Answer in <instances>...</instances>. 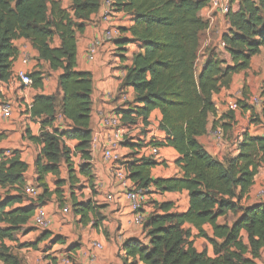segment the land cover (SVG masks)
<instances>
[{
    "label": "trees",
    "instance_id": "obj_1",
    "mask_svg": "<svg viewBox=\"0 0 264 264\" xmlns=\"http://www.w3.org/2000/svg\"><path fill=\"white\" fill-rule=\"evenodd\" d=\"M69 1L68 12L50 0H0V84L11 80L12 63L18 56L13 43L20 39L30 43L38 60L45 62L51 71H62L58 77L60 106L55 96L37 95L32 103L30 117L41 120V132L30 140L42 149L34 163L35 183L40 193L30 200L28 207L13 208L25 198L27 165L19 160L16 151H12L8 160H4L0 151V188L14 192L0 197L1 264H21L9 254L3 241L14 240L35 209L47 205L52 195L59 207L68 203L83 225L97 228L102 219L100 207L91 202L78 203L73 193L80 184L78 177L92 189V82L89 73L75 71L76 37L98 11L99 0ZM234 2H238V10L225 16L228 30L221 37L231 65L225 66L217 54L210 52L197 71L200 35L208 28L199 14L208 6V0H127L126 3L114 0L115 10L132 17L133 25L128 32L132 42L140 43L142 49V53L134 55L122 85L133 89L134 102L141 107L121 111V122L131 123L135 116L146 126L151 112L158 110L161 114L158 130L164 134V140L153 145L172 148L179 156L175 164L182 172L181 178L153 180L150 172L158 163L151 158H139L125 162L128 179L138 189L152 187L159 194H188L185 213H172L171 203H162L158 205L162 214L145 219L142 227L146 244L125 241L124 264H255L254 260L264 249V204L244 208L239 205L264 166V136L243 134L237 156L225 163L215 161L197 142L206 133L208 117L215 113L213 94L227 88L233 75L248 70L251 58L264 49V0H229L230 5ZM54 37L60 41L58 48L51 46ZM28 76L32 87L42 86L41 73L32 72ZM260 97V119L251 116V124L264 125V80ZM58 116L70 123V129L59 131L53 127ZM66 140L77 142L74 154L79 153L82 159L77 172L72 168L73 153L65 145ZM62 161L67 167L66 181L58 179ZM48 175L57 178V189L52 192L45 181ZM63 186H68L70 192L67 199ZM229 213L235 216L231 226L216 224L217 218ZM185 224L194 227L198 237L212 246L213 258L205 252H196L189 241L190 231L183 229ZM206 224L212 228V239L202 230ZM241 232L246 233V245ZM44 235L48 237L49 233Z\"/></svg>",
    "mask_w": 264,
    "mask_h": 264
},
{
    "label": "crops",
    "instance_id": "obj_2",
    "mask_svg": "<svg viewBox=\"0 0 264 264\" xmlns=\"http://www.w3.org/2000/svg\"><path fill=\"white\" fill-rule=\"evenodd\" d=\"M59 3L61 9L69 12L71 3L69 0H50ZM126 3L127 0H121ZM105 0H99L98 11L90 17L89 22L85 24L84 31L76 37V65L75 71L87 72L91 75V115L90 129L91 138L96 136V142L99 145L105 140L104 130L99 126V116L101 113L112 111L135 110L141 105L134 102L135 93L131 87H123L121 74L127 71L133 63V57L137 53H142L141 44L132 42L131 35L128 32L133 25L131 16L122 10L113 9L111 18L108 22L103 21L102 8ZM234 12L238 10V2L232 5ZM199 16L208 23V28L203 32L205 42L203 46L206 51L209 47L216 49L224 54V65H231L228 54H225L219 47L221 37L228 30V24L225 17L211 12L204 8ZM107 29H118L120 35L112 42L104 41V33ZM95 41H99L95 55H87L88 47ZM13 45L17 48L18 57L24 48L30 55L31 60L26 66H22L20 59L13 63L15 69H23L28 73H41L42 86L40 88L23 87L18 83L9 80L5 83L2 90L1 100L12 106V117L2 119L0 117V151H16L21 162L27 165V171L24 174L25 187L33 188L40 193L35 183L36 174L34 163L41 152L42 146L30 140L37 138L41 132L40 119L31 118L29 114L24 113L20 106L25 103H33L37 95L55 96L57 106L62 102V94L58 85V77L62 74L61 70L51 71L48 65L38 60L37 52L26 40L20 39L14 41ZM52 48H58L60 41L58 37L52 40ZM201 54L199 69L209 56V52ZM264 80V49L251 58L249 69L245 72L233 75L227 88H221L213 94L212 102L215 113L208 117L206 133L197 138V142L203 147L208 155L219 163L233 159L238 154V146L242 140L243 134L247 133L252 137L264 136V125L251 124V116L256 115L260 119V109L251 105L253 98L260 97V88ZM125 92L128 94L127 102H122L117 94ZM108 94L113 95V99L108 98ZM238 102L235 111L230 110L233 102ZM133 122H121L120 131L126 133V137L133 138L130 143L122 145L119 153L123 162H132L141 158V148L131 147L133 144L142 145V140L148 143L152 138L163 141L164 134L158 130L161 120V114L158 110L151 112L145 126L140 118H134ZM55 129L64 131L70 129L71 125L64 119H56L53 124ZM51 131L50 129H47ZM221 131V138L216 139L213 133ZM65 145L72 151L71 163L75 172L82 163L81 155L74 154L76 141H65ZM135 146V145H134ZM136 153V155H135ZM159 159H154L158 165L151 169L150 177L155 179L181 178L182 172L176 166L178 154L168 147L159 149ZM90 164L93 175L92 189L88 183H84L82 177H78L80 184L73 189L74 196L78 203L91 202L100 207L99 214L102 217L98 227H92L91 224L83 225L80 219L72 213L64 214L62 208L58 206L55 195L51 196L50 201L41 210L49 223L46 231L38 230L34 225L33 217L26 226L14 236V240L3 241V245L8 249L9 254L17 257L21 264H57L58 261L67 254L75 258L74 264H124L126 252L124 243L127 240H135L146 244L143 227H137L131 223L133 214L129 210V204L125 196L111 175V164L102 160L98 149L90 148ZM59 180H67V167L62 161L60 163ZM49 191L57 189L55 182L57 178L48 175L45 178ZM64 197H70L68 186L61 188ZM264 191V166L254 178V183L249 192L242 198L241 207H250L252 205L264 204V196H259V192ZM78 192L82 197H78ZM14 195L0 188V197ZM25 198L20 204H15L13 208L28 207L30 203L29 196L24 194ZM172 203V209L178 214L185 213L188 208V194L182 193H164L159 194L154 188L146 190L145 201L142 204V215L147 219L151 212L159 214L156 208L160 203ZM38 212L35 209L34 214ZM235 221V216L227 214L219 217L216 224L231 226ZM2 227V225H0ZM183 229L190 231L189 241L198 253L205 252L210 258L213 257V248L206 239L198 237V231L191 225L185 224ZM203 232L209 238H213L212 228L206 224L202 227ZM44 233H49L45 237ZM243 243L247 244L245 232H241ZM92 243H99L101 250L92 248ZM95 254V261L88 262L87 255ZM247 258H250L248 255ZM128 263L131 259H127ZM255 264H264V249L259 252V256L254 260ZM1 264V263H0ZM140 264V263H139Z\"/></svg>",
    "mask_w": 264,
    "mask_h": 264
},
{
    "label": "built area",
    "instance_id": "obj_3",
    "mask_svg": "<svg viewBox=\"0 0 264 264\" xmlns=\"http://www.w3.org/2000/svg\"><path fill=\"white\" fill-rule=\"evenodd\" d=\"M113 4L114 0H105L102 8V16L103 21L108 22L111 18V14L113 13ZM211 12L218 14L220 16L225 17L229 12H234L232 6L229 4V0H208V6L206 7ZM120 35V31L118 29H107L104 33V41L107 43L112 42ZM99 41L93 42L87 49V55L89 57L95 55L96 49ZM220 49L224 50V44L222 41L219 42ZM21 56H17L20 59V63L22 66H26L31 57L29 53L23 48L20 52ZM16 58V60H17ZM15 60V61H16ZM14 61V62H15ZM13 62V63H14ZM12 63L11 67V80L15 83H18L23 87H32V81L28 76V72L23 69H15ZM127 71H124L121 74V78L124 80L126 77ZM5 83L0 84V90L2 95L3 87ZM109 99H113L112 94L107 95ZM122 102H127L128 94L125 92L117 94ZM251 105L255 108H261L262 99L261 97L253 98L251 101ZM238 106V102H233L230 106L231 111H235ZM32 103H25L20 106L24 113L29 114L31 111ZM0 117L2 119H10L12 117V106L2 101L0 98ZM58 119L61 117L58 116ZM122 114L120 110L101 113L99 116V126L104 130L105 140L99 145L96 142V136H92L90 148L98 149L100 151L102 160L105 163L111 164V175L114 180L122 190L126 201L129 204V210L133 214L131 223L137 227H142L145 221V217L142 215L141 209L142 204L145 201L146 190L138 189L136 185L132 184L128 179V170L125 165V162L122 161V156L119 153V149L122 145L130 143L133 139L131 137H126V133L120 131L119 127L121 124ZM213 137L216 139L221 138V131H216L213 133ZM143 144L140 145L141 148V158H151V159H159L160 153L158 147L153 145L154 142H159L155 138L151 139L148 143H145L144 140L141 141ZM12 156L11 150H3L2 157L4 160H8ZM23 193L29 196L30 200H35L38 196V193L35 189L26 187L23 190ZM259 196H264V191L259 192ZM64 214L69 213L68 207H64L62 209ZM33 222L35 227L38 230L46 231L49 227V223L46 220L41 208H38V212L34 214ZM92 248L96 250H101V245L99 243H92ZM95 254H88L87 260L88 262L95 261ZM75 258L71 254H67L62 257L57 264H74Z\"/></svg>",
    "mask_w": 264,
    "mask_h": 264
},
{
    "label": "rangeland",
    "instance_id": "obj_4",
    "mask_svg": "<svg viewBox=\"0 0 264 264\" xmlns=\"http://www.w3.org/2000/svg\"><path fill=\"white\" fill-rule=\"evenodd\" d=\"M205 35L202 33L201 35H200V51H199V55H198V60H197V63H196V70L198 71L199 70V65H200V62H201V54L203 53V52H205L206 51V48L203 46V44H204V42H205ZM209 52V54H210V52H214L215 54H217L218 55V57H219V59L221 60V61H223L224 60V54H222V53H220V52H218L216 49H214V48H211V47H209L208 49H207V51H206V53H208ZM225 54H227V53H225ZM229 56V55H228ZM224 62V61H223ZM182 193V192H181ZM78 197H82V194H80V192H78ZM66 203V202H65ZM163 203H166V202H163ZM160 204H162V203H160ZM60 205V204H59ZM158 205L159 204H157L156 205V208H153L154 210H157L158 212H159V214H162V212H161V210H159L158 209ZM171 205H172V203H171ZM61 207H65V206H67L68 207V210H69V212L70 213H72V211H71V207H70V205L67 203L66 205H60ZM60 207V208H61ZM172 209V208H171ZM172 213H176L175 211H171ZM153 214H155V213H152L151 212V215H153ZM176 214H178V213H176ZM182 214V213H181ZM213 257H214V253H213ZM212 257V258H213Z\"/></svg>",
    "mask_w": 264,
    "mask_h": 264
}]
</instances>
